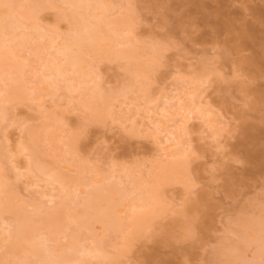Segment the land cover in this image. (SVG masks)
Segmentation results:
<instances>
[{"label":"rangeland","instance_id":"obj_1","mask_svg":"<svg viewBox=\"0 0 264 264\" xmlns=\"http://www.w3.org/2000/svg\"><path fill=\"white\" fill-rule=\"evenodd\" d=\"M13 1L22 3L25 0ZM55 1L57 7L42 10L39 21L46 29L59 27L60 32H68L74 21L63 19L62 14L69 10L59 0ZM114 1L110 19L130 16L133 23L130 38L137 42L144 58L151 57L153 48L162 49L163 57L150 75L151 88L157 98L171 94L175 88H184L191 78L203 71L209 73V82L198 90L211 112L209 119L212 122V126L196 120L188 123V134L181 139L188 150L189 186L172 183L164 187V211L133 240L132 251L121 257L117 264H219L221 258L223 263L227 259L218 256L221 249L223 252L228 246L246 243L239 221L264 215V62L258 65L245 62L256 60L264 49V0ZM245 23L256 25L263 35L257 36L262 42L258 39L244 42L237 49L236 31ZM45 42H49V38ZM124 63L94 60L96 69L103 73L106 88L118 89L127 79ZM73 96V102L69 103V94L62 90L61 100L47 97L43 108H39L41 102L37 101H2L8 115L0 118V156H4L7 168L12 167L7 150L23 129L39 127L45 122L58 136L69 131L80 134V161L78 157L74 161L73 156L65 155L59 141H47L45 145V161L58 162L70 189L74 188L70 178L76 177L82 171L81 166L88 163L89 171L84 173L87 179L100 180L114 174L113 180H122L130 191L133 188L131 182L136 186L140 181H153L160 168L177 152L176 148L166 153L161 151L164 135H154L149 119H142L144 116L137 117L141 135L131 133L136 105L142 115L147 108L154 107L139 98L143 96L141 92L116 101L113 120L88 126L83 122L78 94ZM126 108L131 109L126 111L131 115L135 112L127 122L124 117H119L125 115ZM61 112H64V126L55 119ZM53 145H58V149L50 150ZM125 166L129 169L127 175L122 172ZM97 172L99 175L94 177ZM26 174L29 177L17 179L10 173L9 182L16 186L28 211L33 212L37 202H44V209H49L62 200L71 213L77 208L79 198L73 194L62 198L57 183H48L47 177L37 173ZM46 187L55 189L53 203H49L48 198L39 199ZM139 193L141 191H137ZM190 205H195L194 210L183 214ZM117 211L120 217H127L125 205H119ZM164 230L168 234L165 235ZM76 232V224H71L67 235ZM42 233L47 231L43 228ZM48 237L51 247L65 249L69 243V238L64 235L48 234ZM79 239L87 247L95 246L98 240L104 241L110 255L122 244L120 233L106 230L100 223L94 225L92 233L82 230ZM247 246L249 248L237 264H264V240L261 246L257 242ZM11 258L0 264H9Z\"/></svg>","mask_w":264,"mask_h":264},{"label":"bare ground","instance_id":"obj_2","mask_svg":"<svg viewBox=\"0 0 264 264\" xmlns=\"http://www.w3.org/2000/svg\"><path fill=\"white\" fill-rule=\"evenodd\" d=\"M59 2L69 10L62 14L63 19L74 21L68 32H60L59 27L46 29L39 21L42 10L57 7L55 0H25L22 3L0 0V118L8 115L3 100L37 101L41 102L39 108H43L46 107L45 98L59 100L60 92L65 90L69 94V103L73 102V94H78L79 107L84 114L83 119L87 121L83 122L87 126L95 123L106 124L109 119H114L116 101L120 98L127 99L131 93L141 92L143 96L139 98L145 104L153 105V109L147 108L145 115H142L136 105V113L131 115L126 112L131 109L126 108L125 115L119 117H124L127 122L136 114L131 126V133L134 135L141 132L137 117L144 116L142 119H149V125L155 131L154 135H164L161 142L164 147L161 151L166 153L176 148L177 152L171 155L173 158L170 162L160 168L153 181H140L136 186L131 182L133 188L130 191L122 180H113L114 174L100 180L87 179L84 176L89 171L86 162L87 167L81 166L82 171L76 177L70 178L74 185L70 189L63 168L58 162L45 161V145L47 141H59V147H62L65 155L73 156L74 161L78 157L80 161L78 131H69L64 136H58L46 122L39 127L23 129L18 139L14 140V145L11 143L13 146L10 145L11 148L7 150L12 167L7 168L3 161L4 156H0V263L12 256L9 264H117L121 257L132 251L133 240L140 237L143 229L164 211V187L172 183L189 186V163L186 160L188 150L181 138L188 134V123L191 121L196 120L205 126H212L209 119L211 112L206 108L204 98L198 90L209 82V73L203 71L197 77L191 78L184 88H175L171 90V94L165 93L157 98L151 88L150 75L155 72L163 57L162 49L155 47L151 57L144 58L136 46L137 42L130 38L133 32L130 16L126 14L110 19V13L115 8L114 0ZM228 26L232 27L230 24ZM236 34L237 49L244 42L256 41L257 36L262 35L252 23H245ZM46 38H49V42H45ZM103 59L125 62L127 79L118 89L106 88L103 73L96 69L94 60ZM245 62L250 65L263 64L264 49L256 60ZM193 87L194 90H191ZM158 99L159 102L156 103ZM62 114L64 112L57 114L55 119L64 126ZM57 149L58 145H53L50 150ZM21 170L28 174L43 175L48 178V183H57L62 198L73 194L79 198L78 206L81 209L77 206L71 213V209L62 200L49 209H44V202H37L33 212L28 211L27 203L19 198L16 186L9 182L10 173H14L17 179L29 177ZM122 172L127 175L129 169L125 166ZM98 175L99 172L94 177ZM137 191L141 193L137 194ZM82 194H85L84 197ZM134 195L137 196L130 199ZM55 197V189L46 187L39 199L48 198V202L53 203ZM119 205H125L127 217L119 216ZM194 208L195 205L188 206L183 214L192 212ZM96 223L102 224L106 230L122 235V244L115 254L110 255L105 250L102 240H98L95 246L87 247L79 239L82 230L92 233ZM71 224H76L77 232L68 236L67 231ZM239 226L247 244L228 246L223 252L221 249L218 256L226 257L227 261L221 263L222 258L220 261L217 258L219 264H237L244 257L248 244L257 242L262 245L264 215L241 219ZM43 228L47 233H42ZM164 233L166 235L168 231L164 230ZM48 234L64 235L69 238V243L65 249L51 247ZM93 260L97 262L93 263Z\"/></svg>","mask_w":264,"mask_h":264}]
</instances>
